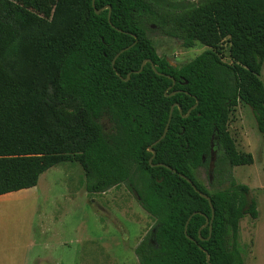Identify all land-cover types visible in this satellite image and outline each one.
I'll return each instance as SVG.
<instances>
[{"label":"trees","instance_id":"obj_1","mask_svg":"<svg viewBox=\"0 0 264 264\" xmlns=\"http://www.w3.org/2000/svg\"><path fill=\"white\" fill-rule=\"evenodd\" d=\"M34 2L0 0V196L74 162L87 193L124 185L153 219L138 264H244L239 223L257 218V203L232 169L253 157L228 124L243 104L264 135V0H56L50 19ZM148 32L208 50L174 67ZM199 168L218 190L197 180Z\"/></svg>","mask_w":264,"mask_h":264},{"label":"rangeland","instance_id":"obj_2","mask_svg":"<svg viewBox=\"0 0 264 264\" xmlns=\"http://www.w3.org/2000/svg\"><path fill=\"white\" fill-rule=\"evenodd\" d=\"M11 1L28 5L33 2L31 7L36 6L35 0ZM38 1L47 8L41 16L50 19L56 0ZM147 35L157 54L174 67H182L208 50L200 43L184 49L179 41L158 32ZM222 58L230 63L227 44L223 45ZM260 80L264 84V63ZM228 129L237 150L250 153L255 160L254 165L232 169L235 182L251 190L250 197L256 201L259 215L254 223L258 237L257 244L251 248L252 256L240 243L239 248L245 264H264V194L261 189L264 187V135L257 131L251 109L243 104L232 111ZM195 177L208 192L219 189L209 185L206 168L195 170ZM35 190L14 192L0 200V225L5 227L9 220L14 221L13 236H19L18 246L29 235L35 241L48 240L45 248H30L29 257L37 253L46 256L47 264H138L134 249L154 221L124 185L105 193L89 194L85 191L81 167L65 162L47 171ZM65 191L72 194L71 200L64 197ZM54 234L58 237L61 234L66 244L54 243Z\"/></svg>","mask_w":264,"mask_h":264},{"label":"crops","instance_id":"obj_3","mask_svg":"<svg viewBox=\"0 0 264 264\" xmlns=\"http://www.w3.org/2000/svg\"><path fill=\"white\" fill-rule=\"evenodd\" d=\"M255 160L253 159V164L254 165ZM59 166V165H58ZM251 166V165H248ZM57 167V166H56ZM55 168V167H53ZM51 168V169H53ZM50 170V169H49ZM47 170V171H49ZM43 173L38 180V183L35 187L22 190V191H27V193L34 191L38 184L40 179L47 173ZM262 191L264 187L261 188ZM29 191V192H28ZM36 191V190H35ZM86 191V190H85ZM251 191V190H250ZM65 196L67 197L68 200H71V193L68 191H65ZM13 193H9L3 196H0V200L4 199L7 195H12ZM248 218V220H247ZM259 215L257 216L256 219H251L249 216H245L243 219H241L239 223V238H238V243L240 245L242 244L243 246L246 247V251L249 252V255L252 256L251 248L255 247V243L257 244V237H258V229L254 225L255 222L258 221ZM12 222V223H11ZM8 221L7 226H2L0 225V264H47L48 260L46 256H41L35 254L32 257L28 256L27 251L31 248H40V247H47L48 246V240H44L43 242L35 241L32 235H29L24 243L20 242L18 246V237L13 236V223L14 221L12 220ZM2 224V223H0ZM54 243H58L60 245H65L66 243L62 240L63 237L56 236L54 234ZM20 247V250H18V247ZM250 246V249L247 247ZM17 248V249H16ZM26 250V252L24 251ZM244 260V259H243ZM245 264V263H244Z\"/></svg>","mask_w":264,"mask_h":264},{"label":"water","instance_id":"obj_4","mask_svg":"<svg viewBox=\"0 0 264 264\" xmlns=\"http://www.w3.org/2000/svg\"><path fill=\"white\" fill-rule=\"evenodd\" d=\"M92 6L94 7V0H92ZM108 9H109V13H108V19H109V17H110V8H108ZM95 13H96V14H99V11L96 10ZM127 49H128V48H125V49L121 50V51L115 56V58L112 60V66H114V62H115L116 58H117L121 53H123L124 51H126ZM148 61H149V60L144 61V62L142 63V65H141V68H140L138 71H136L135 73H139V72L142 70L143 66H144ZM152 68L155 70V68H154L153 65H152ZM128 79H129V75L127 76V78H126L125 80L127 81ZM173 108H174V105L171 106V108H170L169 119H168L167 124H166V126H165V129H164V131H163V134L160 136V138H159L157 141H155V142L152 144V146H154V145H156L157 143H159V142L165 137V135H166V133H167V130H168V127H169L170 120H171V115H172V110H173ZM194 108H195V107H193L192 109H194ZM192 109H191V110H192ZM191 110H189L188 113H187L184 117H188L189 114H190V112H191ZM179 112L181 113V108H179ZM216 142H217V136H214L212 144L215 146ZM148 151L152 152V158L149 160V162H151L155 153H154V151L151 149V147L148 149ZM215 151H216V149H215V147H214L213 150H212V158H211V164H210V173H211L212 168H213L214 153H215ZM159 165L161 166L162 164H159ZM182 178H184L189 184L192 185V183H191V181H190L189 179H186L184 176H182ZM192 187L194 188V190H195V191H196L201 197H203L204 199L208 200L209 203L211 202L210 197H209L208 195H206V194H204V193L198 191L194 185H192ZM213 218H214V210H213V208H212V215H211V218H210V219H208V218L205 219V224H204L203 227L209 226V229H211V225H212ZM189 219H190V218H189ZM187 223H188V220H187V222H186L185 229H184V233H185V234H186V229H187ZM205 253H206V252H205ZM206 260L208 261V254H207V253H206Z\"/></svg>","mask_w":264,"mask_h":264}]
</instances>
